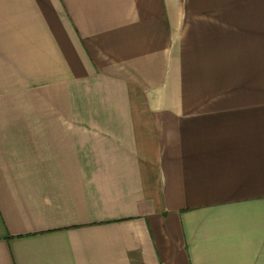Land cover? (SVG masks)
Instances as JSON below:
<instances>
[{
  "label": "crops",
  "instance_id": "obj_1",
  "mask_svg": "<svg viewBox=\"0 0 264 264\" xmlns=\"http://www.w3.org/2000/svg\"><path fill=\"white\" fill-rule=\"evenodd\" d=\"M0 264H264V0H0Z\"/></svg>",
  "mask_w": 264,
  "mask_h": 264
}]
</instances>
